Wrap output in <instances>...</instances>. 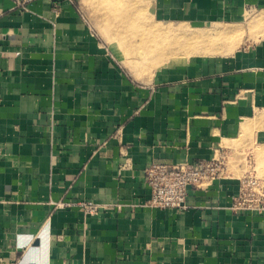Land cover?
<instances>
[{
    "label": "crops",
    "instance_id": "crops-1",
    "mask_svg": "<svg viewBox=\"0 0 264 264\" xmlns=\"http://www.w3.org/2000/svg\"><path fill=\"white\" fill-rule=\"evenodd\" d=\"M25 1L0 0V264H264V211L230 210L242 171L264 180V0H143L151 23L241 31L143 77L78 0ZM220 148L231 177L144 205L150 163Z\"/></svg>",
    "mask_w": 264,
    "mask_h": 264
},
{
    "label": "rangeland",
    "instance_id": "rangeland-1",
    "mask_svg": "<svg viewBox=\"0 0 264 264\" xmlns=\"http://www.w3.org/2000/svg\"><path fill=\"white\" fill-rule=\"evenodd\" d=\"M78 6L87 19L89 18L103 34L124 42L121 44L124 49L114 51L122 54L120 58L125 66L133 68L134 72L142 77L152 74L161 65L175 59L210 55L213 50L221 53L222 44L226 51L235 50L241 33L239 30L234 37L216 36L209 42L200 40L194 43L191 39L194 32L204 34L207 31H195L176 24L151 23L146 19L147 9L143 0H140V3L138 0H78ZM139 9L142 10L141 15L135 13ZM129 13H131L130 17ZM168 30L170 33H166ZM244 156L243 170L246 169ZM260 160L261 155H256L258 169L261 168ZM258 174L260 175L261 172L259 171Z\"/></svg>",
    "mask_w": 264,
    "mask_h": 264
},
{
    "label": "built area",
    "instance_id": "built-area-1",
    "mask_svg": "<svg viewBox=\"0 0 264 264\" xmlns=\"http://www.w3.org/2000/svg\"><path fill=\"white\" fill-rule=\"evenodd\" d=\"M17 7H23L25 0H13ZM58 7L53 6V11ZM208 160L179 162L169 165L152 162L144 170V183L150 190V197L144 205L155 209H185L192 188L203 190L215 181L231 177L229 161L224 149ZM249 160V159H248ZM247 160V161H248ZM52 211L78 208L87 216L96 215L101 204L95 201H56L50 203ZM230 210L234 213L264 211V180L254 171H245L238 178V191L232 197Z\"/></svg>",
    "mask_w": 264,
    "mask_h": 264
},
{
    "label": "bare ground",
    "instance_id": "bare-ground-1",
    "mask_svg": "<svg viewBox=\"0 0 264 264\" xmlns=\"http://www.w3.org/2000/svg\"><path fill=\"white\" fill-rule=\"evenodd\" d=\"M142 9V8H141ZM141 9H139V15H141L142 13V10ZM132 13V12H131ZM131 13H129V17H130V15H131ZM124 16H127V15H124ZM127 16V18H129ZM263 19V18H262ZM120 22V21H119ZM118 22V23H119ZM238 29H236V28H230V27H227V28H223V29H214V30H211V31H207V32H205L204 34L203 33H197V32H194L193 33V35L191 36V39H193V41H194V43H198V42H200V40L201 41H204V42H209V41H211L214 37H216V36H224V37H228V38H230L231 36L232 37H234L235 35H237L238 34ZM117 32V31H116ZM166 33H170V31L168 30V31H166ZM154 50V49H153ZM234 50H228V51H226V50H223V51H221V53L223 54V53H231V52H233ZM220 52V51H219ZM218 53V50L216 51H214L213 50V53L212 54H217ZM129 54V53H128ZM212 54H210V55H212ZM127 55V54H126ZM131 56L130 57H132V54H130ZM204 55H209V54H204ZM129 57V58H130ZM135 56H133V58H134Z\"/></svg>",
    "mask_w": 264,
    "mask_h": 264
}]
</instances>
